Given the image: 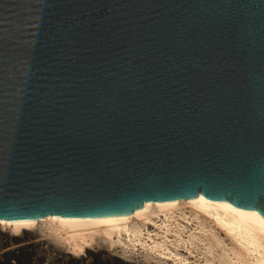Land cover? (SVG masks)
Here are the masks:
<instances>
[{"label": "water", "instance_id": "water-1", "mask_svg": "<svg viewBox=\"0 0 264 264\" xmlns=\"http://www.w3.org/2000/svg\"><path fill=\"white\" fill-rule=\"evenodd\" d=\"M200 195L264 218V0H0V220Z\"/></svg>", "mask_w": 264, "mask_h": 264}, {"label": "bare ground", "instance_id": "bare-ground-1", "mask_svg": "<svg viewBox=\"0 0 264 264\" xmlns=\"http://www.w3.org/2000/svg\"><path fill=\"white\" fill-rule=\"evenodd\" d=\"M262 221L256 210L242 211L201 195L146 202L126 216L0 220V264H15L11 258L36 251L42 258L32 261L49 253L66 264L109 257L117 264H264Z\"/></svg>", "mask_w": 264, "mask_h": 264}, {"label": "rangeland", "instance_id": "rangeland-1", "mask_svg": "<svg viewBox=\"0 0 264 264\" xmlns=\"http://www.w3.org/2000/svg\"><path fill=\"white\" fill-rule=\"evenodd\" d=\"M37 252V254L36 253H30V254H24L23 255V257H21L20 256V258L18 257V258H11L10 259V261H13V262H15V264H47V262L46 261H48V260H50L49 262H48V264H66V263H61L60 261H58V260H54L53 259V256H51L49 253H47L48 254V256L50 257H44V260H42V261H39V260H37V261H32L34 258H36L37 256L39 257V258H42V256L39 254V252L38 251H36ZM35 254V255H34ZM52 254V253H51ZM41 256V257H40ZM20 259V260H19ZM27 259V260H26ZM97 259V260H96ZM22 260V261H21ZM54 260V261H53ZM52 261V262H51ZM57 261V262H56ZM102 261V262H101ZM108 261V262H107ZM110 261V262H109ZM112 261V262H111ZM55 262V263H54ZM105 262V263H104ZM114 262H115V259L113 258V257H109V258H107V259H98V258H92L87 264H114ZM68 264H72V263H68ZM77 264H84V263H77ZM115 264H117L116 262H115Z\"/></svg>", "mask_w": 264, "mask_h": 264}, {"label": "snow or ice", "instance_id": "snow-or-ice-1", "mask_svg": "<svg viewBox=\"0 0 264 264\" xmlns=\"http://www.w3.org/2000/svg\"><path fill=\"white\" fill-rule=\"evenodd\" d=\"M253 215H255V213H253ZM262 222H264V221H262Z\"/></svg>", "mask_w": 264, "mask_h": 264}]
</instances>
